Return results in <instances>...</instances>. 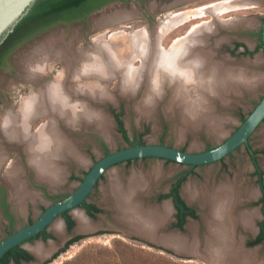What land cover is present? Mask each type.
<instances>
[{
    "label": "rangeland",
    "instance_id": "1",
    "mask_svg": "<svg viewBox=\"0 0 264 264\" xmlns=\"http://www.w3.org/2000/svg\"><path fill=\"white\" fill-rule=\"evenodd\" d=\"M214 1L217 0H113L101 9L88 15L85 19L74 20L71 22H60L50 27L38 37H34L30 39L28 43L19 46L8 58L5 67L0 69V116L11 110L18 111L25 97L36 93L42 84L50 82L52 79L61 75L65 68V62L58 53L60 49L62 50L63 48L68 47L73 51V54H75V63L78 66H82L84 65V58L79 56V52L90 47L97 37H109L112 32L122 30L121 33L125 35L128 40V38L133 35L145 34V29H158V23L160 20L168 15H173L176 12H188L193 8ZM120 8L132 10L134 14L131 17L117 19L105 25L98 26L95 24L97 18L103 13L113 12ZM217 17L221 18V21L219 25L217 22L211 23L210 26L213 28V34L209 38L211 41L209 44L215 49L214 54L217 59L228 62L231 61L232 70H235L236 73L243 76L241 77V81H243L241 82L242 86L240 91L236 93L233 92L230 95V98L224 100L225 103L222 102V100H217L215 103L214 115L218 116L219 122L222 124V130L215 128L218 131H215V129L210 131L206 125H199L195 128L191 127L183 130L181 127L182 118L179 116L180 114L177 113L172 115L169 110H167V103L169 102L168 99L170 100V97L172 96L171 94H168L165 101L159 103L154 115L143 113L139 109V102L143 99V95L146 94L147 86H144L146 83H143L141 90L138 88L137 94L129 95V90H125L124 92L120 76L117 73H113L105 85V88L111 93L110 99L108 97L107 99L104 98L98 101L92 97H86L85 100H81L80 98L79 100L76 98L79 102L76 104V108L77 110H82L84 109V103L82 104L80 102H89L91 103H88L91 108L93 107L96 111L99 110L98 112L100 113H105L110 119L112 137L114 138L107 139L106 136L94 126L82 125L80 128H72L67 126L65 122L59 121V125L62 126V129H64L71 138L73 137V140L77 142L79 150L85 154L88 159L86 164L82 165L77 163L76 160L70 159L71 161L69 160L67 162L65 180L60 184L52 186L45 180H40L36 175V170H34L33 166L26 159L22 146H18L17 143L16 145H13L15 143L6 141L10 150L5 157V160H3V163L0 165V201L1 188L4 186L8 191V200L12 202L10 205H12V208L15 210V202L14 200L12 201V199L10 200V189L4 180L6 168L9 163L15 159H19V162H22H20V164L24 169V174L22 173L24 175L23 178H25L29 192L31 193V196L29 195L26 200L27 202L25 201L24 209H19L18 211L16 209L17 219L13 231L27 225L28 221L31 219H37L43 208L52 203L45 197L43 191H41L42 189L39 188L40 185L46 186L57 196H62L56 200L67 196V194L77 188L86 176V172L98 159L106 154L104 147L100 146L99 139L97 138L98 134L105 138L110 151H115L131 145L119 131L118 123L114 118L111 109H116L118 112L121 111L128 136L132 141L135 142L138 139V141L142 139L146 143L166 144L192 152L203 151L206 147H215L219 145L240 126L243 122V118H246L253 111L264 95V50L263 47L259 48L262 35V24L264 22V0L258 1L256 5H245L237 9H230L221 12ZM209 20H213V16L211 14H204L202 16L191 17L189 20L178 24L171 29L168 28L165 32L161 31V36L158 42L159 48L165 51L169 50L173 46L176 38L186 36L191 32L190 30L194 25ZM126 39L124 42H127ZM235 40L244 41L247 45V49L252 51V53H244V47H240L236 52L228 50L229 46L234 47ZM50 41L54 43L47 48L45 44ZM115 44L118 45L119 43L115 42ZM38 51L41 53L39 54ZM38 57L40 62L38 61ZM44 60H47L48 63L46 64L47 70L43 73H38L36 76L32 74L33 71L36 72V67H38ZM256 60H258L257 63H255ZM37 63L38 65H36ZM35 65L36 67H34ZM141 65H143L142 58L138 56L134 58L133 67L140 69V67H143ZM245 71L249 79H247V77L244 78L243 74ZM258 75L261 77L259 79V85L253 84V88L252 82H250L252 79L250 78ZM70 82L83 83L84 81L71 80ZM138 83H141V80H139L137 84ZM87 98L90 101H88ZM50 120L51 116L49 114H40L36 116L31 121V131L33 133L37 132ZM224 121L225 123H223ZM178 126L181 128L179 129ZM182 130V133L184 134H181ZM250 141L255 148L264 150V120L253 132ZM259 160L264 168V153L259 155ZM226 163V168H224L221 161L197 166L195 169L197 174L188 175V178L183 184L182 192L186 197L185 187L187 185L192 184L194 189L196 186V188L201 190L209 184V186H211L214 182L218 183L223 179L232 180L235 178L242 180L247 187H252L257 190V194L254 197L251 199L243 198L237 207L238 210L256 209L257 215L254 220V226L248 228L243 223H239L235 226L236 229L234 227V236L237 239L236 243L240 244L242 241H245L246 244L250 246L247 243V240L253 233H255V223L262 217L260 206L258 204H253L259 198V185L251 176L253 167L251 165L249 154L244 146L235 150L231 156H226ZM189 168L190 166L188 164L168 161L158 157L138 158L131 163L123 162L111 167L105 172L104 177L100 178V182L96 188L92 190L90 196L91 201L97 202L105 209V212H103L98 218L91 219L98 223L97 227H95V230L92 232H80L85 235V237L70 245L65 251L59 253L57 256L49 258L51 259V262L48 264H66L72 262L78 257H84L87 254L99 252L106 253L108 251L111 254L121 253L123 255V258L121 257L117 260L120 264H209L204 255L203 257L188 255L183 251H178L172 247L159 244L155 240H152L143 234L141 235V233L138 234L136 231H131L130 224L128 225L126 222L124 223L123 221L118 220L116 216L117 211L112 207V201H105L103 198V189L110 185L113 172L117 170L121 177L127 180V178L136 171L149 178V182H147L149 184L147 185L148 187L144 186L138 194L139 200H142L141 203L152 208L157 206L162 207L165 201L168 200L164 199L158 201L155 199L156 194L167 189L175 177ZM158 170L160 171L157 172ZM150 178H152V180H150ZM209 179L211 182L209 181L208 183ZM198 209L201 220H196L197 222L190 220L188 224L195 222V231L197 233L196 238L197 240L200 239L201 248H205V238L207 234L203 218L205 213H207L208 208L198 202ZM173 216L174 212L171 214L170 218L166 220L164 226L162 225V227H160L161 229H159V233L169 232L172 229L170 225ZM58 219L62 220L61 216L57 217L54 222ZM9 230L10 227L4 216L3 209L0 206V240L8 235ZM64 231L63 227V232ZM183 231L186 236L193 239L194 234L188 227ZM24 245L26 247L40 245L41 250H47L50 249L54 243H51V240L48 242H42L41 240L36 239L34 241H29ZM28 249L32 251L30 248ZM261 251L264 253V246ZM39 261L40 257L38 256L30 262H22L20 264H35Z\"/></svg>",
    "mask_w": 264,
    "mask_h": 264
},
{
    "label": "bare ground",
    "instance_id": "2",
    "mask_svg": "<svg viewBox=\"0 0 264 264\" xmlns=\"http://www.w3.org/2000/svg\"><path fill=\"white\" fill-rule=\"evenodd\" d=\"M258 1L260 0H217L188 12L168 15L160 20L158 29H145V34L133 35L128 40L121 33L122 30L112 32L109 37H97L90 47L79 52V56L84 58L82 66L75 63V54L68 47L56 51L65 62L61 75L42 84L36 93L25 97L18 111L11 110L0 116V165L10 150L6 141L15 143L13 145L16 143L18 146L21 145L26 159L36 170L37 177L52 186L65 180L67 162L70 159L76 160L80 165L86 164L88 161L86 155L79 150L73 137L71 138L62 129L59 121L65 122L72 128H80L82 125L94 126L107 139H113L111 122L105 113L91 108L89 102V104L80 102L84 103V109L78 108L81 111L76 108V104L79 103L76 98L85 100L86 97H92L98 101L108 97L110 99L111 93L105 85L113 73L120 76L124 92L129 90V95L137 94L138 88L141 90L143 83H146L144 85L147 86L146 94L143 95L142 102H139V109L143 113L154 115L159 103L165 101L168 94H171L167 110L172 115L180 114L183 130L199 125H206L210 131L215 128L222 130L218 116L214 115L215 103L217 100L224 102L233 92L240 91L243 76L232 70L231 61L216 58L215 49L209 44L211 42L209 38L213 34L210 25L212 22H217L219 25L221 21V18L217 17L219 13L245 5H256ZM133 14L132 10L116 9L113 12L103 13L95 24L105 25L117 19L131 17ZM204 14H211L213 20L194 25L186 36L176 38L169 50L159 48L161 31L165 32L168 28L171 29L191 17ZM125 39L127 42H124ZM47 43L45 45L48 48L54 42ZM137 56L143 61L141 65L143 67L140 69L133 67V60ZM44 61L39 63L38 67H36L38 63L34 66L37 69L35 68L36 72L33 71L32 74L36 76L47 70L48 63L47 60ZM257 62L258 60L255 61ZM243 75L244 78L249 79L246 71ZM253 78H250L252 79L250 82L254 88L253 84H258L261 77L258 75ZM71 80L84 82L71 83ZM139 80L141 83L137 84ZM40 114H49L51 120L33 133L31 121ZM216 129L215 131H218ZM183 130L181 134H184ZM20 162L19 159H15L9 163L4 180L10 188L11 198L17 207L24 209L25 201L31 193L23 178L24 169ZM147 177L135 171L125 180L116 170L112 174L110 185L103 189L104 200L112 201L118 220L129 223L131 231L160 241L178 251H190L203 256L197 249L194 223L188 225L189 230L194 234L193 243L189 236L185 240L178 234L159 233L160 227L164 226L172 209L168 201H165L162 207L154 208L141 203L138 194L144 186L149 185ZM209 181L210 179L208 183ZM191 185L185 187L186 197L190 201L197 200L208 208L207 213L203 214V219L210 232L205 238L209 256L204 255L209 264H250L253 257L252 250L240 248V244L236 243L234 231L239 223L247 226L254 222L255 210L245 209L238 212L237 207L243 198L254 197L257 194L256 190L246 187L238 178L223 179L201 190L194 185L195 190ZM72 212L77 219V231H87L97 227L98 223L91 220L82 208L77 207ZM62 223L63 221L59 219L54 222L52 227L57 233H62L64 227ZM28 248L42 258L43 250L40 245H32Z\"/></svg>",
    "mask_w": 264,
    "mask_h": 264
},
{
    "label": "water",
    "instance_id": "3",
    "mask_svg": "<svg viewBox=\"0 0 264 264\" xmlns=\"http://www.w3.org/2000/svg\"><path fill=\"white\" fill-rule=\"evenodd\" d=\"M34 1L35 0H0V36L3 35V33L7 31L24 14V12ZM262 42L264 50V22L262 24ZM263 120L264 95L257 106L253 109V111L240 124V126L225 141L211 149L192 152L166 144L137 143L105 154L102 158L98 159L92 165V167L88 170L86 176L74 191L49 205L33 223L20 227L0 241V260L11 248L25 242L29 238L38 234L55 218L59 217L63 212L80 207V204L86 200L101 176L104 175L105 172H107L111 167L121 162H125L129 159H137L143 157H158L163 159H170L178 163L190 164L192 166L212 164L215 161H218L229 155L237 147L246 143L249 137L253 134V132L257 129V127L262 123ZM169 200L171 201V199ZM187 200L191 202L188 198ZM83 210L89 218L93 219V217L90 216L85 209ZM190 220L196 221V219L193 218H190ZM126 224L129 225V223L127 222ZM188 225L189 224L187 223L185 225V228H187ZM205 226L206 234H209L210 232L206 222ZM93 230H95V228L87 230V232H92ZM160 233L178 234L181 237L185 238V240H187L186 238H188V236L184 234L183 229L178 228H172L169 232ZM156 242L166 246L160 241ZM191 242L193 243L194 240L191 239ZM196 243L199 252L202 254L204 253L203 255L205 256H209L207 244H205V248H201L200 239L197 240ZM240 246L241 249L252 250L253 257L250 261V264H264V253H262L261 251L264 243H258L248 246L245 241H242V243H240ZM185 253L188 255H197L190 251H185ZM35 256L38 257L36 254ZM40 263L41 262H37L35 264ZM12 264L15 263L13 262Z\"/></svg>",
    "mask_w": 264,
    "mask_h": 264
},
{
    "label": "flooded vegetation",
    "instance_id": "4",
    "mask_svg": "<svg viewBox=\"0 0 264 264\" xmlns=\"http://www.w3.org/2000/svg\"><path fill=\"white\" fill-rule=\"evenodd\" d=\"M122 1V0H120ZM105 6V5H104ZM102 8V7H101ZM98 10V9H97ZM96 11V10H95ZM94 12V11H93ZM91 12V13H93ZM90 13V14H91ZM89 14V15H90ZM77 20H80V19H77ZM42 34V33H41ZM40 34H35L34 36H32L31 38H28L27 40H24V41H21L17 46H15L13 48V50L8 54L6 60H5V64L4 65H1L0 66V69L4 68L6 63H7V60L8 58L11 56V54L19 47L21 46L22 44L24 43H28V41L34 37H38ZM243 43V44H239L237 45V43ZM240 47H244V50L243 52L246 53V48H247V45L244 41L242 40H235L234 41V47H228V50L232 51V52H236L238 49H240ZM259 103V102H258ZM111 112L113 113L114 115V118L116 119L117 123H118V129H119V122H118V113H120V118L123 120L122 118V113L121 111L118 112L116 109H111ZM246 119V118H245ZM244 119V120H245ZM243 120V121H244ZM125 127V125H124ZM126 128V127H125ZM120 131V130H119ZM127 131V129H126ZM121 132V131H120ZM122 133V132H121ZM128 134V133H127ZM123 135V133H122ZM124 136V135H123ZM97 138L99 139V143H100V146L104 147L105 149V153L108 154L109 152H111L109 149H108V145L105 141V138L103 136H100L99 134L97 135ZM250 138L251 136L249 137L248 141L244 144H242L241 146L237 147L235 150L241 148L242 146L245 147V149L247 150L248 154H249V157L251 159V165L253 167V170L251 172V176L256 180L257 184L259 185V198L257 201H255L253 204L255 205H259L260 206V210H261V214H262V217L259 219L258 222H256V231L255 233H253L249 239L247 240V243L249 245H254V244H258V243H264V239L259 241V242H256L257 239L259 238V236L261 235L262 233V227H263V221H264V189L262 188V185H264V168L259 160V155H261L262 153H264V150H260V149H257L255 148L252 144H251V141H250ZM139 140V139H138ZM136 140L134 143L137 144L139 141ZM146 143V142H145ZM139 144V143H138ZM132 145V144H131ZM213 147H206L205 150H208V149H211ZM234 150V151H235ZM109 151V152H108ZM231 152L229 155L227 156H231L233 153ZM147 158V157H145ZM138 159V158H137ZM134 160L136 159H132V161H125L127 163H131L133 162ZM168 161H172L170 159H166ZM218 161H221L223 163V166L224 168L227 167V163H226V156ZM218 161H215V162H218ZM123 163V162H121ZM189 169H187L186 171H184L182 174L178 175L177 177H175L172 181H171V184L168 186L167 189H164L160 192H158L155 196V199L158 200V201H162L164 199H167L168 202L170 203V206H171V213H170V216L171 214L174 212V216H173V220H172V223H171V228H178V229H185V225L189 222L190 218H193V219H196V220H201V216H200V213H199V209H198V202L199 201H191L189 202L187 200V198L184 196L183 192H182V187H183V184L184 182L186 181V179L188 178V175L189 174H197V172L195 171L196 167L199 166V165H190ZM88 172V171H87ZM86 172V174H87ZM104 177V175L101 176V178ZM184 177V179H183ZM100 182V179L99 181L97 182V184L94 186V188H96V186L98 185V183ZM243 183V182H242ZM244 184V183H243ZM246 186V185H245ZM247 187V186H246ZM43 191V194L45 195V197L47 199H49L52 203L57 201L56 199L57 198H60L62 197L61 195L57 196L54 192L50 191L46 186H43V185H40V187ZM249 188H252V187H249ZM10 189V188H9ZM92 193V192H91ZM91 193L89 194V196L86 198V200L84 202H82L80 204V207L85 209L86 212L89 214L88 210H87V206L86 205H90V204H93L95 209L94 210V216H92L91 214H89L90 216H92L93 218H98L100 215L103 214V212H105V209L99 205L97 202L95 201H91L90 200V196H91ZM256 193H257V190H256ZM68 195V194H67ZM177 198V202L179 205H181L183 207V210H185V214L183 215V218H184V224L182 227L179 226L181 220H182V217L180 216V209L178 207V205L175 203V199ZM248 198H252V197H248ZM12 198H10L11 200ZM171 199V202L170 200ZM183 200V202H182ZM13 201V199H12ZM10 203L12 204V202H10L8 200V191L6 189V187L2 186L1 188V201H0V206L2 207L3 209V213H4V216L6 217V220H7V223L10 227V230H9V233H12V231L14 230V226H15V222H16V219H17V211L20 209L19 207H17V205L15 204L14 207L15 210L12 208V205H10ZM51 203V204H52ZM50 204V205H51ZM240 204V203H239ZM238 204V205H239ZM48 207V206H47ZM47 207H44L42 212L47 208ZM158 207V206H157ZM17 209V211H16ZM191 210L194 212V215L192 214ZM241 210H245V209H240V210H237L238 212L241 211ZM249 210H255L256 209H249ZM42 212L40 213V215L42 214ZM257 213V212H256ZM39 215V216H40ZM257 215V214H256ZM61 218H62V221H63V224H64V232L62 231V233H57L53 227H52V224L54 223V219L47 227H45L42 231H40L38 234H36L35 236L29 238L28 240H26L25 242L19 244V246L21 248H24L26 249L29 254H31L33 256V259H30V260H26L25 258H22L21 262H30L32 260H34L36 258L35 254L30 251L28 249V246L26 247L24 244L29 242V241H34L36 239H39L41 240L42 242H48L49 240H51V242L54 243V245L52 247H50V249H48L47 251L43 250L42 251V255L40 258V261L41 262L40 264H42L43 262H45L46 260H48L49 258H51L52 256H55L57 253H61L65 250H62L64 249L65 247H69L70 245H72L73 243H76L80 240H82L83 238L79 239V240H76L74 242H72L71 244H69L70 241H72L74 238H76L77 236L79 235H83L81 234L80 232L82 231H75L76 230V226H77V219L75 218V216L73 215V212L72 210H67L65 212H63L61 215ZM169 216V218H170ZM168 218V219H169ZM256 218V217H255ZM167 219V220H168ZM36 219H31L28 221L27 225L33 223ZM255 220V219H254ZM73 221V222H72ZM26 226V225H25ZM254 226V222L252 224H248L246 227L248 228H252ZM75 227V228H74ZM75 229V230H74ZM75 231V232H74ZM152 239V238H150ZM1 241V240H0ZM69 244V246H67ZM67 249V248H66ZM45 251V252H44ZM15 263V264H20V263H17L13 258H10L8 264H12V263Z\"/></svg>",
    "mask_w": 264,
    "mask_h": 264
},
{
    "label": "trees",
    "instance_id": "5",
    "mask_svg": "<svg viewBox=\"0 0 264 264\" xmlns=\"http://www.w3.org/2000/svg\"><path fill=\"white\" fill-rule=\"evenodd\" d=\"M111 1L113 0H35L24 12V14L7 31H5L3 35L0 36V66L5 64V60L8 54L21 41L27 40L37 33L41 34L50 27L60 22H71L77 19H85L91 12L100 9ZM239 44L243 43H237V45ZM260 47H263L262 35L261 42L259 44V48ZM246 52L252 53V51L247 48ZM117 116L119 122V130L123 133L124 137L130 142V144H135L127 134L126 128L124 127V122L119 117L120 113H118ZM244 119L245 117L243 118V120ZM138 143L144 144L145 141L141 139ZM129 161H132V159H129ZM262 188L264 189V185H262ZM175 203L180 209V216L182 217V220L179 226L182 227L184 224L183 215L186 211L183 210V207L178 204L177 198L175 199ZM86 206L89 214L94 216V205L90 204ZM191 212L194 215V212L192 210ZM84 237L85 235H79L72 241H70L69 244ZM263 239L264 221L262 233L256 242H259ZM69 244L67 246H69ZM66 248L68 247H65L62 250H66ZM58 254L59 253H57L55 256H57ZM121 257L123 258V255L121 253L111 254L109 253V251L106 253H91L81 258L78 257L72 262L66 264H120L117 260H119V258ZM10 258H13L17 263H20L22 258L30 260L33 259V256L29 254L26 249L21 248L19 245H16L1 258L0 264H8ZM50 262L51 259H48L42 264H48Z\"/></svg>",
    "mask_w": 264,
    "mask_h": 264
}]
</instances>
